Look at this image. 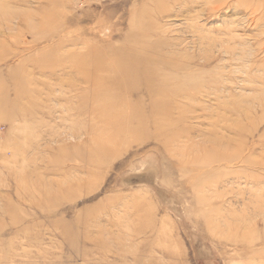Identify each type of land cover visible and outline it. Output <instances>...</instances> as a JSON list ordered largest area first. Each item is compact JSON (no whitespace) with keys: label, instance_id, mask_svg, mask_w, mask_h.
Segmentation results:
<instances>
[{"label":"rangeland","instance_id":"rangeland-1","mask_svg":"<svg viewBox=\"0 0 264 264\" xmlns=\"http://www.w3.org/2000/svg\"><path fill=\"white\" fill-rule=\"evenodd\" d=\"M0 60V264H264V0H0Z\"/></svg>","mask_w":264,"mask_h":264},{"label":"bare ground","instance_id":"bare-ground-1","mask_svg":"<svg viewBox=\"0 0 264 264\" xmlns=\"http://www.w3.org/2000/svg\"><path fill=\"white\" fill-rule=\"evenodd\" d=\"M128 71H131V73H127L125 75L126 78L124 79V82L122 83V85L124 87L128 88L129 90L133 91L134 89H138V86L133 84V81L130 77L132 75L134 77L135 73H137V72H134L133 69L132 70L130 69ZM150 76L147 75V77L149 79H153L154 76L153 75H150ZM147 77L142 78V79H144V81L146 83L149 80ZM178 90H179L178 88H175L174 90L171 91V93L169 95H174L175 97H177L178 96L177 95ZM151 92H153V91H151ZM168 92H170V91H167L165 93H168ZM154 95H157V94L153 93V96ZM113 111L115 112L116 109ZM137 111H139V110L134 111V113H138L137 115L132 114V115H128L126 117H124V116H119V117L113 116L112 119L108 118V120H106L104 122L106 124L110 123L109 125L111 128H112V125L115 126V127H113L114 129H112L113 134L111 137H109V139H106L103 142H96L95 141V143L93 144V146L90 150V161H92L93 163L99 162L100 157L104 156L107 153L108 148L110 147L111 144H116L118 142L119 143L124 142V140L133 141L134 139L136 140V137L141 138L140 134L141 135L143 134L142 129L144 128V125L146 123H148V120L146 117L140 118L139 112H137ZM149 111L151 113L154 112V105L153 104L151 105V109ZM119 112H121V111H119ZM130 134H132L131 137H130ZM217 148H215L214 150H216ZM225 153H226V150H222V153H221L222 156L221 157H226V155L224 156ZM223 159H225V158H223Z\"/></svg>","mask_w":264,"mask_h":264}]
</instances>
